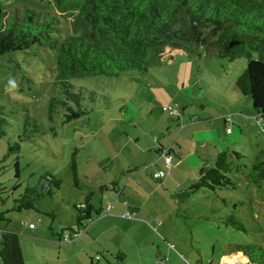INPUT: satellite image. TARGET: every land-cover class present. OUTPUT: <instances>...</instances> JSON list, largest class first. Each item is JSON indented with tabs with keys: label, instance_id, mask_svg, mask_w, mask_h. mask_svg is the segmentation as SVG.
<instances>
[{
	"label": "rangeland",
	"instance_id": "374dc122",
	"mask_svg": "<svg viewBox=\"0 0 264 264\" xmlns=\"http://www.w3.org/2000/svg\"><path fill=\"white\" fill-rule=\"evenodd\" d=\"M23 4L50 10L38 0H0V7L9 10ZM61 29L64 35L68 33L65 21ZM45 54L33 57L16 51L0 56V106H6L9 101L17 103L18 109L25 105L30 114L37 112L41 120L39 132L19 144V187L14 191L9 188L16 184L13 156L8 155L0 163V183L6 186L0 211L9 209L11 198L22 192L24 186H34L43 173L62 180L60 189L50 187L51 194L39 199L38 211L22 209L6 213L11 220L8 228L18 235L24 264H219L223 255L226 256L221 264H252L236 250L237 246L250 244L264 249V178L254 184L245 177L253 161H264V120L258 121L251 99L234 86L246 59L229 62L201 48L190 54L184 48L165 46L160 63L146 72L128 71L118 76L93 75L72 80L88 112L62 124L59 109L52 121L46 117V100L55 91L51 89L53 63ZM163 107L170 109L164 111ZM19 117L15 115L16 119ZM13 120H8L10 124L4 126L6 134L0 137V157L6 153L9 141L16 138ZM192 121L193 129L201 128L195 134L198 153H203L201 145L206 143L207 158L201 156V165H214V147L230 155L232 151L242 155L237 161L233 159L235 156H230L237 165H244L237 173H229L236 182L234 188L190 192L187 184L195 179L181 184L180 178L178 183L174 182V188H166L144 169L143 162L149 159L148 147L158 145L156 135L162 140L156 124L158 128L163 126L164 136H168L166 127H171L169 133L175 138L183 123ZM187 137L188 132L183 140L187 141ZM73 161L77 188L73 184ZM130 168L131 172L135 168L138 173L135 179L141 180L146 187L144 191L149 193L146 206L156 209L157 219L164 221L163 225L155 223L149 214L140 217L143 214L135 210L124 211L128 217L99 209L108 197L110 203L114 201L117 190L98 188L113 181L116 182L113 188L118 186L123 190L126 185L121 202L146 198L137 189V193H132L130 187L136 185V180L127 183ZM88 191L93 192L90 203L99 215L92 210L88 220L78 222L80 231L84 227L86 231L74 241H57L61 229L76 230L75 207ZM162 206L167 207L168 218L159 217ZM44 211H52L54 217L45 215ZM230 214L246 231L236 230L228 222ZM2 226L0 221V229ZM121 254L125 257L122 260Z\"/></svg>",
	"mask_w": 264,
	"mask_h": 264
},
{
	"label": "trees",
	"instance_id": "16d2710c",
	"mask_svg": "<svg viewBox=\"0 0 264 264\" xmlns=\"http://www.w3.org/2000/svg\"><path fill=\"white\" fill-rule=\"evenodd\" d=\"M38 1L45 3L50 10H39L25 4L14 5L10 10L0 7V56L17 51L33 57L46 56L47 53L50 57L54 71L51 89L55 93L45 103L48 121L53 120L58 109L62 112V124L88 112L83 105V96L75 90L72 80L93 75L118 76L128 71L146 72L160 63L165 46L184 48L190 54H196L201 48L229 62L245 58L246 65L236 76L234 86L251 99L258 121L264 120V0ZM62 21L68 28L66 35L61 29ZM17 106L11 101L6 106H0V137L6 134L4 126L10 124L9 121L14 119L15 124L11 123L15 127L16 138L9 141L6 153L0 157V163H3L8 155L13 156L16 184H11V191L19 187V144L32 139L41 126L37 112L30 114L25 105L23 109ZM15 115H19V119ZM163 150L171 155L170 146L157 148L159 154ZM231 155L235 156V161L242 158L237 151H232ZM231 155L221 150L216 154L213 166L201 165L195 180L188 184V191L208 189L215 192L222 188H234L236 182L229 175L231 172L237 173L239 167L244 165H237L230 158ZM71 167L73 184L77 188L74 161ZM150 177L157 182L163 178H153L152 174ZM245 177L258 184L264 178V161H253ZM115 185L113 181L98 189L101 191ZM61 186V179L45 172L37 178L34 186H24L22 192L11 198L9 209L0 211V221L3 222L0 229L2 264H24L18 235L8 228L11 220L6 213L22 209L38 211L37 203L44 195L51 194L50 187L60 189ZM5 189L6 186L1 182L2 202ZM92 195L93 192L88 191L80 203L82 206L75 207L77 223L88 220L91 211L95 210L90 205ZM94 212L98 215L96 210ZM43 213L54 217L52 211ZM228 222L236 230L246 231L231 214ZM79 223L75 231L68 227L61 229L57 241L69 243L77 239L84 231H80ZM66 234L68 239H64ZM72 234L77 236L72 237ZM237 248L236 251L242 252L250 263L264 264V249L260 246L250 244ZM238 257L246 260L241 255ZM119 258L122 260L125 257L121 254Z\"/></svg>",
	"mask_w": 264,
	"mask_h": 264
},
{
	"label": "crops",
	"instance_id": "0c3cea01",
	"mask_svg": "<svg viewBox=\"0 0 264 264\" xmlns=\"http://www.w3.org/2000/svg\"><path fill=\"white\" fill-rule=\"evenodd\" d=\"M194 124H195L194 121H192V123H183L182 129L181 130L179 129L180 132H179V134L175 138L174 137H171V135L169 133V130L171 129V127H168V126L166 127L167 128L166 130H167L168 136L167 135L164 136V133H162V131L164 130L163 126L160 127V128H158V123L156 124V128L161 133L162 140L160 138H158L159 135H156L157 136V144L158 145L155 146L153 144V146L148 147L151 150V151L148 150L149 153L146 152L149 159L147 161L143 162V164L145 165L144 169H148L150 171L149 172V176L155 170H157V169H162V168L166 169L165 176L162 178V180H160L158 182V184H161L162 187L165 186L166 188H171V187L174 188L175 187L174 186V182H177L178 183V179L179 178H180L181 184H183V182L185 180H188V179L189 180H194L196 178V176H197L198 169H199V167L202 164V163H200L201 156L203 157V159H206L207 158V157H205V156H207V154L204 153L205 152V148H206V143H203L202 142V145H201L202 148L204 149L203 150V153H198V151H197L198 148L196 146L197 140L195 138V134L196 133H199V131H201V128L196 127L195 129H193L192 126ZM177 127H178V125L175 126V128H177ZM185 128L186 129L189 128V129H188V131H186V134L184 136H182L181 138H179L181 136L180 134H182V133L184 134L185 133V130H184ZM183 130H184V132H183ZM187 132H188V137L186 139H188V140L186 141V140H183V139L187 135ZM170 138H172V139L170 140ZM171 141L173 142L172 144L170 143ZM136 144H137V147L140 149L141 147H139L138 143H136ZM159 146H162V147L163 146L164 147L170 146V148L172 149L171 156L173 154L174 155H173V159L171 160L170 167L165 168L166 166L164 164V160L160 157L159 153L157 152V148ZM174 148H177L178 149V153H176V150ZM213 150H214L213 151L214 152V156L216 157V154L219 151H218V149L216 147H214ZM206 161L207 160H205V162ZM151 163H153V164L151 165ZM127 171L129 172V177H128L127 183L128 184H133L130 181L136 180V183H135L136 185H131V187H130L132 193L133 192L134 193H137L136 191L138 190V191H140L142 193V197H144V198L146 197V198L144 200H135V199L130 200L128 198V200H125V201H122L121 202L120 201L121 200V196H122V194H123V192L125 190V186L126 185L124 186L123 190L122 189H119L118 186L116 188H109V187H107L106 190H109V189L117 190L116 197H115V199H114V201L112 203H110V201H109L110 199L108 197L107 198V201L104 202V204H102L99 207V209L100 210L104 209L106 211L105 208H106L107 204H112V208L110 209V212L111 211H114V213L128 214V213H124V211L125 212H128L129 210H131V211L132 210L133 211L135 210V211L139 212L140 214L141 213L143 214L140 217L149 214L150 217L153 218V220L155 221V223H157L159 226L160 225H163L162 223L164 221H161L160 222L157 219L156 213H158V212H156V209L155 210L154 209H151V205L146 206L147 203L150 200L149 193H148V191H144L145 190L144 188H146V187H144V185L142 184L141 180L135 179V177L138 176L137 171L135 170V168H134V172H131V168L128 169ZM184 176H185V178H184ZM188 184H187V186H188ZM154 185L156 186L157 184H154ZM151 195L153 196V193H151ZM102 196H104V195H102ZM153 198L155 199V196H153ZM165 199L169 203L168 198L165 197ZM153 202L155 203L154 200H153ZM90 205L93 208V205L91 203H90ZM115 209H117V210H115ZM96 212L98 213L97 210H96ZM162 212L163 213L159 217L168 218L170 216V214L167 212V207L162 206ZM107 213H109V212H107ZM154 213H155V215H153ZM98 215H99V213H98ZM128 217H129V214H128ZM29 228L30 229H33L34 226L29 227ZM83 229H84V231H86V227H84ZM225 256L226 255H223L220 258L219 264L222 263V259Z\"/></svg>",
	"mask_w": 264,
	"mask_h": 264
},
{
	"label": "built area",
	"instance_id": "2783aa9c",
	"mask_svg": "<svg viewBox=\"0 0 264 264\" xmlns=\"http://www.w3.org/2000/svg\"><path fill=\"white\" fill-rule=\"evenodd\" d=\"M163 109H164V111L165 110H167V109H170V107H163ZM160 157L164 160V164H165V168H167V167H169V165L171 164V160H172V158H171V155L170 154H168L165 150H163L160 154ZM164 174H165V170L164 169H157V170H155L153 173H152V177L153 178H162L163 176H164ZM77 207L78 206H82V205H76ZM112 208V204H107V206H106V212H110V209ZM123 216H128V214H123ZM29 227H32V224H29L28 225ZM72 237H76L77 236V234H72L71 235ZM68 237V235L66 234L65 235V237H64V239H68L67 238Z\"/></svg>",
	"mask_w": 264,
	"mask_h": 264
},
{
	"label": "clouds",
	"instance_id": "9594fccd",
	"mask_svg": "<svg viewBox=\"0 0 264 264\" xmlns=\"http://www.w3.org/2000/svg\"><path fill=\"white\" fill-rule=\"evenodd\" d=\"M9 83H10V84H13V86H15L13 81L10 80Z\"/></svg>",
	"mask_w": 264,
	"mask_h": 264
}]
</instances>
